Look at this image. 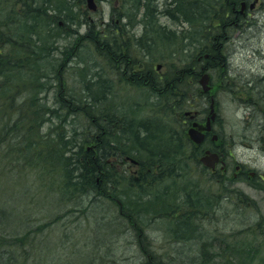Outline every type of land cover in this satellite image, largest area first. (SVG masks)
I'll use <instances>...</instances> for the list:
<instances>
[{"label": "trees", "instance_id": "16d2710c", "mask_svg": "<svg viewBox=\"0 0 264 264\" xmlns=\"http://www.w3.org/2000/svg\"><path fill=\"white\" fill-rule=\"evenodd\" d=\"M135 2L133 15L138 14L139 9H148L155 21L163 16V20L170 17L179 23L187 22L192 33L184 36L194 37L199 33L201 37L200 43L192 49L187 48L189 59L181 60V47L175 50L173 47L177 45L171 38H167L169 44L166 45L165 39H160L159 31H151L169 50L168 67L171 58L175 56L176 59L171 61V73H166L162 78L156 76L153 79L150 73L141 71L134 78L136 83L128 81V85H141L139 89L143 93H152L154 99L150 105L147 99L141 103L127 101L119 105L112 96L110 82L98 74L95 65L91 67L86 58L89 50L112 68L115 63L121 65V69L125 68L128 78H131L127 53L117 50L119 46H113V41L121 40V36L114 38L109 35L104 39L100 37L101 30L96 29L95 22L91 24L80 12L82 22L76 17L79 6L82 9L85 0H0V152L6 150L5 159L18 152L19 155L25 154V164L36 166L41 178L44 174L59 176L55 187L58 211L76 201L90 207L99 201L92 198L99 196L110 208L118 210L115 216L126 221L125 228L134 231L136 249L143 264H167L170 261L163 260V255H155L150 242L146 240L143 222L147 221L144 218L152 214L151 211L147 208L133 212L131 203L126 196H121V192L124 189L138 188L146 192L162 188V193L152 202V209L158 210L165 198L172 197L161 185L175 183L179 176H184L186 181V173L189 172L188 161L185 160L196 159L200 150H191L192 144L185 136L187 128L181 122L183 115L194 110L197 112L207 102V95L199 91V77L209 72H221L219 77H226L228 58L224 50L218 47L217 42L223 36L217 25L212 23L215 28L211 26V30L205 31L210 20V0H172L168 12L165 11L167 8L159 11L153 0ZM107 3L110 4L111 17L115 11L112 3L116 4L117 0H107ZM263 4L264 0H260L261 7ZM226 22L225 19L224 24ZM107 25L110 27L109 23ZM111 29L106 27L109 33ZM115 29L119 32L118 28ZM207 33L211 36L207 37ZM196 49H201L197 57L201 62L192 61L194 56L190 54ZM68 67L75 70L72 75L79 80L77 94L63 92L64 72ZM243 89L246 95L243 102H261L264 107V96L252 89ZM207 110L204 106L200 111L207 113ZM140 113H143L142 117L136 118ZM45 127L42 140L32 138V134L35 136ZM44 137L47 138L44 140ZM42 141L53 147V155L49 153L43 156L39 146ZM129 159L136 165L131 164ZM58 162L60 167L54 168L53 164ZM128 165L140 168V173L128 171ZM2 196L0 193V199H3ZM140 196L139 201L147 203L145 194ZM0 203V264H39L40 261L48 264L46 259L33 253L39 246L36 234L43 233L47 222L31 226L28 214H23L24 226L14 223L8 226L6 224L12 218L10 200L6 197ZM183 206H173L171 218L177 211L186 208ZM58 220L57 213L49 223ZM150 222L145 223L148 226ZM93 223L95 233L100 225L106 227V232L117 230L115 223L98 215ZM177 229L171 238L173 244L196 242V232L191 233L182 224ZM167 233L171 234V231ZM234 235L231 232L218 238L213 236L205 246L201 244L200 262L208 264L209 259H217L228 251L226 259L221 256L222 264H264V256L258 258L259 251L255 247L247 250L245 246L236 247ZM216 242L215 246H211ZM83 243L89 244L86 241ZM100 244L103 245L102 241ZM211 247H217L220 251L208 255L205 249L210 250ZM90 259L89 264L106 262H102L103 257ZM183 261L181 259L177 263L184 264Z\"/></svg>", "mask_w": 264, "mask_h": 264}, {"label": "rangeland", "instance_id": "374dc122", "mask_svg": "<svg viewBox=\"0 0 264 264\" xmlns=\"http://www.w3.org/2000/svg\"><path fill=\"white\" fill-rule=\"evenodd\" d=\"M156 1L161 3L164 0ZM95 2L97 9L94 12L86 8V2L83 4L82 9L79 6L76 16L80 19L79 21L82 22V16L78 14L80 12V14L85 15L86 20L91 24L94 22L102 24V21H106L111 25L110 27L117 28L119 23L118 18H116V14L110 17V4L107 3V0H100L99 2L95 0ZM112 4L115 8L117 7V3ZM259 8L255 9L258 12L257 15L264 18V10L263 8L260 10ZM85 11L87 12L86 14ZM137 34L139 35V32ZM242 35L241 41L238 44H230L228 47L230 55L228 56L226 70H228L227 72L230 73V76L226 75V78L223 79V77H219L221 72L220 74H217V72L208 73L209 80L207 87H210V89L206 100L208 101L210 95L213 96L218 108V119L214 125L215 131L226 142L228 146L226 148H228V151L232 155V158L229 160L233 164L229 166V177L226 180L229 183L227 182V185H225V190L222 191V183L218 180L217 175L212 176L210 172L203 171V167H195L192 161L185 160V162L188 161L187 167L189 173H186L188 193L192 189L196 191L195 194L197 196L201 197L204 190L212 198L214 197V193L215 196L227 194L226 199L223 200L217 197V211L213 209L212 216H207L204 220L198 221L199 228H201V240L196 241L194 239L196 242L193 244L189 242L184 245L179 244L180 246L173 244L171 238L174 236V230L167 229L159 221L150 222L147 226L146 223L151 214H147L146 218H144L147 220L143 222L146 240L150 242L151 249L155 255H163V260L170 261L167 264H178L177 261L181 259H184V264H202L200 262L202 260L200 243L202 241V246H205L206 243H209L211 237L216 236L217 231H220L223 236L227 235V233H234L236 247L245 246V250L255 247L259 251L257 257L261 258L264 256V181L259 178L264 179V130L262 128V117L257 114V110L261 109V106L260 104L255 106V103L253 104L251 100L243 104L242 101L246 100V97L243 95L244 92H240V96H237L228 91L232 86L234 90L243 87L240 79L246 78L249 75L257 76V74H262L264 71V26L259 28L254 25L242 33ZM141 38L152 40L153 53L150 56H153V59L150 60L149 56H144L143 54V50L151 46L146 47L145 45V47L141 48L140 54L134 55L130 51L131 45L129 44L122 52H126L128 55V63L131 65L132 70L131 75L147 71L152 76L162 78L166 73H171L173 65L170 64H172L171 61L174 62L176 57L171 58L172 60L169 61L168 67L167 59H170L169 50L163 42L156 39L154 34ZM144 44H146L145 41ZM259 48L262 50H259ZM88 53H86L88 62H90L91 67L95 65L98 74L110 82L112 96L117 99L119 105L127 101L129 103H141L142 100L146 99L149 105L152 104V100L154 99L152 93L140 91L141 88L139 86L141 85H128V81L130 82L132 79L125 77L127 74L121 69V65L115 63V67L112 68L110 64L98 59L90 50ZM148 61L152 62L151 68L148 67ZM158 66L159 68H157ZM74 71V69L71 70L68 67L64 72L65 79L62 83L64 94L65 92L71 91L73 93L79 91V80L76 76L72 75ZM233 83H236V85H232ZM198 86L201 92V87L200 85ZM25 91L23 92L24 94L26 93ZM203 104L208 108L209 104L207 102ZM14 105L16 106L17 104L14 103ZM204 106L201 105L196 112L198 119H203L206 116L205 113H201L200 111L201 107L203 108ZM142 114L140 113L136 118H141ZM186 114L183 115L184 117L181 121L184 127L188 125L190 120ZM45 133L46 127L38 131L35 136L32 134V138L42 140L41 136ZM46 138L44 137V140ZM5 151L0 152V193L4 196H2L3 199H0V201L3 202L7 197L12 206L10 210L12 218L6 225L11 226L14 223V225L17 224L16 226H24V220L21 218L23 214H28L31 226H40L46 222L48 224L43 228V233L36 234L39 246L38 252L33 251L34 255H39L42 259H46L48 264H89V259L92 257H103L104 260L102 262L106 261L104 264L144 263L139 258L140 253L136 249L137 242L134 231L121 227L120 230L106 232V227L100 225L99 229H97L96 239L102 241L103 245H97V240L94 238V226L84 220L85 215L63 213L68 210L67 207L69 205L63 206V209L58 211L55 187L59 176L55 174L44 176V174L41 178L38 175L37 167L28 164L25 165L24 172L19 173L17 170L12 169V165L6 164V159L4 158ZM235 163L242 164L246 168L245 171L243 170L239 174V176H245L243 182H240L237 178L236 180L232 178L234 172L232 168ZM126 167L128 171L134 172V174L140 173V168L136 166L128 165ZM231 180L232 182H230ZM161 186L164 189L167 187L165 184ZM231 189L234 190L233 193H231ZM126 197L128 202L131 203L130 208L133 207L134 209L138 206L137 210L152 209L151 202L144 203L139 201L141 196L128 195ZM4 203L6 204L7 202L4 201ZM101 205L103 210L108 213L110 205L105 202ZM57 213L61 216L60 221L49 223ZM88 215H90V212L86 213V216ZM169 227L170 225H168ZM168 230L171 231V234L167 233ZM91 237L94 238L96 247L94 248V252L89 253L92 248L91 244L93 243ZM85 241L89 244L83 243ZM236 241L238 242L236 243ZM216 244L217 242L211 246H215ZM79 246L81 248L77 250ZM205 250H207L208 255L220 251L217 247H211L210 250L206 248ZM228 254L227 251V254L221 256H225L224 258L226 259ZM221 256L217 257V259H209L208 264H222ZM241 260L243 261L244 259ZM92 261L96 263L95 259H92ZM39 264H43V262L40 261Z\"/></svg>", "mask_w": 264, "mask_h": 264}, {"label": "bare ground", "instance_id": "6f19581e", "mask_svg": "<svg viewBox=\"0 0 264 264\" xmlns=\"http://www.w3.org/2000/svg\"><path fill=\"white\" fill-rule=\"evenodd\" d=\"M174 1V0H173ZM257 1H259L258 5L256 6V8L260 6V10H264V4L261 7L260 5V0H210L209 2V8L211 7V10L208 12L209 16H210V20L209 23L207 24V27L205 28V31L208 32V29H212V27L215 28V26L213 25H217V27L219 28V30H221V36H223V38H221V41L216 42L219 43L218 47L222 48L224 50V53L226 55V58H228V56L230 55L228 47L230 46V44H238L241 41V37L243 36L242 33L246 32L247 29L252 28V26L255 25V27H263L264 26V18L263 17H259L258 12H256L255 9H253V5H255L254 3ZM121 2V4H120ZM154 4L157 5V9L159 11L161 10H165L166 8V12L171 10V4H172V0H164L161 3L157 2L156 0H153ZM120 4V5H119ZM136 4L135 0H117V8H115V11L113 13L116 14V18H118V29L119 32L116 31L115 28L111 27L112 32L109 33V31L106 30L110 28L108 27L109 25H107L108 22H104L102 21V24L100 22H95L96 25V29L101 30L100 31V37L102 36L104 39L111 35V37L113 36L114 38L117 36H121V40H114L113 41V46H119L118 48H116L117 50H120V52L124 51L125 47L129 46V44L131 45L130 47V51L132 54L137 55L140 54V50L141 48L146 47L147 46H151L153 45L152 40L150 41L149 39H142L141 37H144L146 35H151V31H159L161 33L160 35V39L164 38L162 40H164V43L166 45H168L169 43H167V38H171L173 43L175 45H177L176 47H173L175 50L179 47L182 48V54L180 53V56H182L183 58H180L181 60H186L189 59L187 57L186 52L189 49H192L194 45L200 43V35L197 34V32H195L194 34L196 36L192 37L189 36H184L187 33H192L190 26L187 24V22H178L176 20H172L170 17L167 18V16H165L167 19L162 20V17L160 18L159 21H155L152 17L151 14H149L148 9L142 10L139 9L138 14H132V10L134 5ZM253 9V10H252ZM255 16V17H254ZM258 16V17H256ZM222 17V18H220ZM227 20L228 22H226L224 24V20ZM162 21V22H160ZM104 22V23H103ZM212 23H214L212 25ZM111 26V25H110ZM137 32H139V35L137 34ZM209 35L211 36V34L207 33V37H209ZM252 36V35H251ZM250 36V37H251ZM219 38V37H218ZM126 39V40H125ZM220 40V38H219ZM104 41V40H103ZM128 41V42H127ZM144 41L146 42V44H144ZM108 45L110 44V42H107ZM163 43V44H164ZM106 44V41L105 43ZM164 44V45H165ZM111 45V44H110ZM170 47V46H168ZM189 48V49H187ZM201 48V47H200ZM171 49V48H170ZM172 49V50H174ZM184 49V50H183ZM180 50V49H177ZM259 50H262L259 48ZM143 54L144 56H149L150 60L153 59V56H150L153 53V47H148L147 49L143 50ZM199 52H201L200 50H195V52L193 51V53H191L190 55L194 56V59L192 61H198L201 62V60H199L198 58V54ZM134 57V56H133ZM198 57V58H197ZM204 58H207V55H204ZM228 60V59H227ZM148 67L151 68V63L150 61H148ZM159 68V66L157 67ZM124 71V70H123ZM125 72V71H124ZM227 75L230 76V73L227 72ZM226 77H224L223 79H225ZM240 78V77H239ZM241 80V85L243 87H241L240 89H233V86L230 88V90L232 91L233 94L240 96V92H244L243 88L246 89H252L253 91H255L257 94L264 96V71L262 72V74H257V76H247L246 78L240 79ZM232 85H236V83H233ZM229 89L228 91L231 92ZM76 93V92H75ZM245 97V93L243 94ZM213 98V97H212ZM211 97H208V101L207 104L208 107L210 106V100ZM253 100H255V98H253ZM240 101V100H239ZM242 101V100H241ZM213 104L216 105V100L213 98L212 101ZM242 103L244 104V102L242 101ZM258 104H260L261 109H258V115L262 117V123H263V130H264V107L263 104L260 102H256L255 101V106H258ZM218 109V108H217ZM257 115V116H258ZM169 132V131H168ZM47 143V142H46ZM223 143H225V146H227L226 142L224 140H222L221 137V144L223 145ZM40 148H41V152L44 155H47L50 153V155H53L54 150L53 147L50 146L49 143L47 144H43L40 142ZM32 147L29 146L27 148L30 149ZM225 147V148H226ZM26 149V147H25ZM226 150V149H225ZM225 150H222L220 152H217L218 156V160L219 162L223 163V161H226L228 167L231 166V162H230V158H232V155H229L230 152L228 151V148L226 150V152L228 154L225 153ZM206 152H210V151H206ZM206 152H201L198 153V156L196 159H192V164L195 165V167H203V162L200 161L202 157H204L206 155ZM211 153V152H210ZM20 153H15L9 157H7L6 159V164L8 165H12V169L17 170L19 173H23L24 172V168H25V154H21ZM190 161V159L188 160ZM60 163H54L53 167L54 168H59ZM236 164V163H235ZM205 167V166H204ZM202 170L204 171V169L202 168ZM201 170V171H202ZM254 175V173H252ZM245 179V176L241 177L239 180L243 181ZM177 183H170V182H166L165 185H167L168 187H166L165 191H168L170 193V195L172 197L169 198H165L164 202L160 203V208L158 210L155 209H151L150 208V213L151 216L149 218V220L153 223L156 221H159L160 224L163 223V226H165L167 229H172V230H178L177 227L178 225H183L184 228H189V231H191V233L194 231L196 233L195 234V239L196 241H200V230L201 228H199V224L197 222V220H201V212H203V210H209L212 209L213 207L211 205H209L207 202H202L200 201V199H190L189 197V193L187 190V184L185 181L184 176H179L178 178H176ZM178 185V186H176ZM162 189V188H161ZM160 188H157V190L155 191H143L141 189H135V190H131V189H124V191H122L121 196H128V195H138L140 196L141 194H145L144 199H146V202H152L154 200H156L159 195L162 193V190ZM171 189V190H170ZM164 190V189H163ZM170 190V191H169ZM151 193V194H150ZM146 197V198H145ZM94 200H98L96 203H94L92 206L87 207L88 205H86L85 203L83 204L82 202H74L73 204H69V206L67 207L68 210H66L63 213H67V214H73V213H77L80 215H85L84 216V220H86L87 222L91 223L94 227V220L96 218V216L98 215L99 217H101L102 219L104 218L105 220L115 223L117 230H120L121 227L125 228L126 227V221H122L119 220L115 215L117 214L118 210L115 208H110L108 213L107 211L103 210L102 208V203H104L105 201L103 199H101L99 196H95L94 198H92ZM190 201V202H189ZM99 202V204H98ZM190 203V206L187 204ZM192 204V205H191ZM181 205L186 206V208L182 209L181 212L177 211L176 215H172V218L170 216L171 212H173V206H178L180 207ZM137 207H135V209H133V212H136ZM212 207V208H211ZM111 210H113L111 212ZM214 210L217 211V206L214 208ZM143 211V209H142ZM90 212V215L86 216V213ZM100 212V213H99ZM179 212V213H178ZM60 215H59V219H60ZM60 221V220H59ZM102 223V221H101ZM105 222H103L102 224H104ZM170 225V227L168 228V225ZM106 225V224H104ZM103 226V225H102ZM96 228V227H95ZM218 233V234H217ZM216 233V237L218 238L219 235H222L220 231H217ZM96 235H94V238L96 239L97 233H95ZM88 238V237H87ZM94 238L91 237V240L93 241V243L91 244L92 248L90 249L89 253L94 252V248L96 247V243L94 241ZM97 240V239H96ZM91 242V241H90ZM101 241L97 240V245L100 244ZM182 245L186 244L184 241L181 242ZM180 244V245H181ZM202 244V241L201 243Z\"/></svg>", "mask_w": 264, "mask_h": 264}, {"label": "flooded vegetation", "instance_id": "af4514ba", "mask_svg": "<svg viewBox=\"0 0 264 264\" xmlns=\"http://www.w3.org/2000/svg\"><path fill=\"white\" fill-rule=\"evenodd\" d=\"M258 3H259V1H257V3L255 2L254 4L255 5H253L252 7H253V9H256V6L258 5ZM252 9V10H253ZM123 70L125 71V68H123ZM131 71L132 70H130V72H129V74H130V76H131V78H132V81H134L135 82V80H134V78L137 76V75H131ZM125 74H126V71H125ZM151 75V74H150ZM127 76V75H126ZM128 77V76H127ZM151 77L153 78V77H155L154 75L152 76L151 75ZM154 79V78H153ZM215 115H216V117H215V120L214 121H211V124H210V126H211V129H210V131L209 132H206L205 130H202V129H200L199 128V131L201 130V132H202V134H203V141L199 144V145H195L194 143H192V141H190V143L192 144L191 145V150L194 148V149H199L200 150V153L201 152H206V151H210L211 153L212 152H214V153H216L217 154V152H220V151H222V150H227V148H225L226 146H225V143H223V145L221 144V137H219L218 136V134L216 133V131H215V123L217 122V119H218V114H217V107L215 106ZM197 116V115H196ZM193 121L195 120V121H197V123L199 124V125H201V124H206V116L203 118V119H198V116L196 117V118H194V119H192ZM188 125H190V122L188 123ZM188 125H186V128L188 129L189 127H188ZM226 150H225V153L226 154H228L227 152H226ZM218 155V154H217ZM229 155H231V154H229ZM219 156V155H218ZM203 169H204V171L205 172H210L211 174H212V176L213 175H217V177H218V180H220V182L222 183V191H224L225 189V185H227V182L228 181H226L227 180V178L229 177V171H230V169H229V167H228V165H227V163H226V161H223V163H221V162H217L215 165H214V167H213V169H210V170H208L207 168H205L204 166H203ZM245 167L242 165V164H235L234 166H233V168H232V170H234V172H233V174H232V178L233 179H235L236 180V178L239 180L241 177H243L244 175H241V176H239V174L241 173V172H243V170L245 171ZM249 174V173H248ZM260 178V180H263L264 181V179L263 178H261V177H259ZM240 181V180H239ZM240 182H243V181H240ZM229 183V182H228ZM204 189V188H203ZM228 189H229V187H228ZM196 193V191H194V190H192L191 189V192L188 194L189 195V197H190V199H194V200H196V199H200V201H204V202H207L209 205H211L212 207H213V209L217 206L216 205V198L217 197H220L221 199H223V200H225L226 199V196H227V194H222V195H219V196H215V193H214V197L212 198V197H210L209 196V194L208 193H205L204 192V190H203V195L201 196V197H199V196H197V194H195ZM213 194V193H212ZM215 202V204H213ZM189 205H190V203H189ZM192 205V204H191ZM183 206V205H182ZM184 207V206H183ZM212 214H213V210L212 209H209V210H203V212H201V215H200V217H201V220H204V218H207V216L208 217H210V216H212Z\"/></svg>", "mask_w": 264, "mask_h": 264}, {"label": "water", "instance_id": "95a60500", "mask_svg": "<svg viewBox=\"0 0 264 264\" xmlns=\"http://www.w3.org/2000/svg\"><path fill=\"white\" fill-rule=\"evenodd\" d=\"M86 8H88L90 11L94 12L97 9L95 1L94 0H86ZM208 80H209V76L207 73L202 74L200 79L198 80L203 93L209 92L210 87H207ZM210 100H211L210 101L211 103H210L209 113H208L209 117L206 121V125L205 126H202V125L198 126L197 123H192L189 130L187 131L188 139H190L193 143L198 144V145L203 141L204 138H203V134L201 133V131L199 132L197 130V128H200L202 130H205L206 132H209L210 131L209 122L211 120H213L215 117V115H214V104L212 103L213 98L211 97ZM200 161L203 162V165L206 168L213 169L214 165L219 160H218V155L216 153L206 152V155L204 157H202ZM132 163H134V162H132Z\"/></svg>", "mask_w": 264, "mask_h": 264}]
</instances>
